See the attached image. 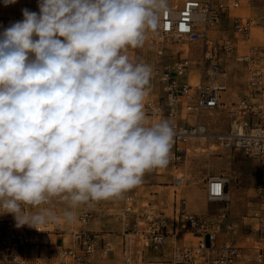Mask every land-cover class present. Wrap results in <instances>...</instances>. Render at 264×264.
Instances as JSON below:
<instances>
[{
	"label": "clouds",
	"instance_id": "1",
	"mask_svg": "<svg viewBox=\"0 0 264 264\" xmlns=\"http://www.w3.org/2000/svg\"><path fill=\"white\" fill-rule=\"evenodd\" d=\"M38 8L0 32V214L40 231L166 167L173 131L146 117L152 69L127 54L144 45L168 0ZM53 199L66 207L57 211Z\"/></svg>",
	"mask_w": 264,
	"mask_h": 264
},
{
	"label": "built area",
	"instance_id": "2",
	"mask_svg": "<svg viewBox=\"0 0 264 264\" xmlns=\"http://www.w3.org/2000/svg\"><path fill=\"white\" fill-rule=\"evenodd\" d=\"M251 0H168L167 11L150 31L142 47L129 49L135 62L151 67L145 114L151 122L167 120L173 141L169 163L174 174L171 209L156 199L137 194L121 197L117 211L106 200L89 203L78 215L81 225L98 224L101 206L118 221V247L103 234L88 229H65L62 224L15 227L12 214L0 216V263L35 264L25 256L32 248L49 250L43 264H92L97 256L120 264H264V186L254 189L253 204L234 219L229 211L196 214L181 195L188 182L187 158L192 152L240 151L251 159H264V37L255 40L253 18L230 17L236 43L220 34L222 18ZM185 47V48H184ZM232 57L245 71L243 94L226 102L228 87L221 70ZM223 113L229 130L210 128L205 115ZM229 178L209 177L205 195L210 203L229 205ZM118 248V249H117ZM13 257H19L13 260Z\"/></svg>",
	"mask_w": 264,
	"mask_h": 264
},
{
	"label": "rangeland",
	"instance_id": "3",
	"mask_svg": "<svg viewBox=\"0 0 264 264\" xmlns=\"http://www.w3.org/2000/svg\"><path fill=\"white\" fill-rule=\"evenodd\" d=\"M24 8L39 13L38 0H17L15 4L7 6H5L4 0H0V32L9 27L11 23L22 20L21 10ZM227 14L222 18L218 30L220 34L236 43L240 51L243 46L231 28L230 17L255 19L258 24L253 31L255 40L258 41L264 37V0H251L249 4H242L240 8ZM221 70L224 72V78L230 88L231 98L236 99L242 94L245 87L244 66L234 62L232 57L224 58L221 62ZM204 120L209 122L210 128H214L218 132L229 130L230 121L223 113L205 115ZM186 169L189 177L188 183L192 187L188 190L192 204L195 206L199 204L198 206L202 207V211H195L188 201L191 211L196 214H214L219 208L218 204L208 202L205 197L204 184L209 177L225 176L229 178L228 192L232 195V202L229 204L228 211L235 219L245 215L252 206L254 189L264 186V159L247 158L240 151L218 149L212 152H202L201 150L196 153L192 152L187 158ZM145 175V180L152 183L149 180L151 176L149 172H146ZM185 199L187 201V198ZM51 207L60 211L66 205L58 199H53ZM84 208L85 204L75 209V221L72 223L62 222L63 227L68 230L79 227L81 224L77 221V217ZM6 215L0 214L2 217ZM99 261L101 264H120L119 258L116 256L109 260L99 259Z\"/></svg>",
	"mask_w": 264,
	"mask_h": 264
},
{
	"label": "crops",
	"instance_id": "4",
	"mask_svg": "<svg viewBox=\"0 0 264 264\" xmlns=\"http://www.w3.org/2000/svg\"><path fill=\"white\" fill-rule=\"evenodd\" d=\"M226 83H227V81H226ZM227 87H228L227 92H225L223 94L224 101H226V102L235 101L238 97L236 99H232L231 95H230V88H229L228 84H227ZM242 94H243V92H242ZM171 172H172V170L170 168H156V169H153L152 171H149V174L151 175L149 180H151L152 183L145 180L146 175L144 174V176L142 178V182L139 185L133 187L132 189L127 190L120 197L108 199V202L105 204V206L111 207V208H113L112 210L117 211L122 206L121 197L123 195H125L126 193L131 192V193L137 194L139 196V198H142V199H146V198L147 199H156L161 204H166L168 210H170L171 209V203H172V191L174 190L173 187L169 186L170 178L174 174V172L173 173H171ZM186 172H187V169H186ZM188 182H189V177H188ZM188 182L182 189H180L181 195L184 198H187V208L190 212H193V211H191L190 206H189V205H191L193 210L202 211V207L198 206L199 204L197 206L192 204L191 195L188 193V190L191 189L192 187ZM204 187H205V184H204ZM229 195H230V199L232 202V195L230 193H229ZM205 197H206V195H205ZM188 201H189V205H188ZM215 204H218L219 208L217 209V212L214 214H217L222 209L227 208V210H228V208H229V205L224 206V205H221L219 203H215ZM85 206H89V204H85ZM96 214L99 216V223L98 224L89 223L87 225H80L76 229H88V230L98 231V232L103 234V237L105 239L111 240L118 247V243H119L118 238L115 236H108L107 235L109 232H117L119 230L120 225H119L118 221H116L114 218L106 215V213L103 209V206H101V209H99ZM200 215H202V214H200ZM207 215H213V214H207ZM230 215L232 216V213ZM49 250H51V248L50 249H48L46 247H39L36 249L32 248V249L25 251V256L31 263L43 264L46 261V255L48 254ZM116 256H117V254H116ZM92 264H101V262L99 261L97 256L94 258Z\"/></svg>",
	"mask_w": 264,
	"mask_h": 264
}]
</instances>
